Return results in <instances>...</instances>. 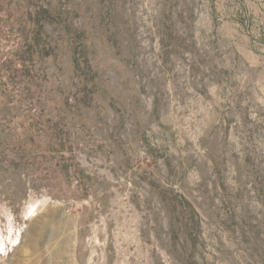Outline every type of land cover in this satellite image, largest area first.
<instances>
[{"label":"rangeland","instance_id":"374dc122","mask_svg":"<svg viewBox=\"0 0 264 264\" xmlns=\"http://www.w3.org/2000/svg\"><path fill=\"white\" fill-rule=\"evenodd\" d=\"M0 264H264V0H0Z\"/></svg>","mask_w":264,"mask_h":264},{"label":"trees","instance_id":"16d2710c","mask_svg":"<svg viewBox=\"0 0 264 264\" xmlns=\"http://www.w3.org/2000/svg\"><path fill=\"white\" fill-rule=\"evenodd\" d=\"M46 13H48V9H46V8H43V9L41 8L40 10L36 11L34 13L35 16L32 19L33 22L37 25L38 22H40L42 20L44 21L46 19V17H45ZM28 15L31 16V12H28Z\"/></svg>","mask_w":264,"mask_h":264}]
</instances>
